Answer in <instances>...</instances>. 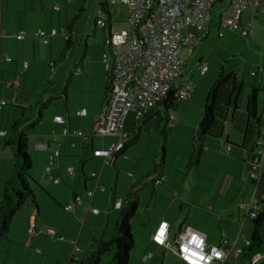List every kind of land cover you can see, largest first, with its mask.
Returning <instances> with one entry per match:
<instances>
[{
  "label": "crops",
  "instance_id": "obj_1",
  "mask_svg": "<svg viewBox=\"0 0 264 264\" xmlns=\"http://www.w3.org/2000/svg\"><path fill=\"white\" fill-rule=\"evenodd\" d=\"M1 1L0 32L4 36L0 38V101L6 100L8 106L0 111V189L14 171L15 153L8 145L12 125L23 116L33 119L39 111L42 117L28 142L33 164L31 185L37 203L27 202L13 218L9 238L0 245V264H71L75 245L80 249V260L73 264H90L98 243L110 240L120 218L121 210L115 209V202H125L130 195L132 199L138 198L140 209H144L139 217L149 238L136 254L139 262L132 258L130 264H167L168 252L151 241L163 220L170 224L172 237L183 228L192 227L204 233L209 244L219 245L226 239L227 248L244 249L243 238L251 240L253 221L243 215L240 206L251 199L254 191L247 163L253 143L246 146V137L236 126L237 119L247 113V105L240 104V109L231 115L222 138H205L200 162L187 165L198 171L195 170L196 192L185 190L189 180L180 172L185 166L177 167L175 156L183 155L190 164L195 152L204 106L186 103L197 95V88L190 101L179 104L175 112L178 121L173 128L159 123L154 114L141 120L130 115L124 128L129 137L126 149L115 154L111 166H104L103 159L94 157V151L108 149L119 141L118 137L96 135L110 99L109 76L102 63L105 43L112 32H118L109 6L108 14L103 12L105 5H102L96 16L95 8L87 12L72 0ZM228 4L229 0H221L211 11L209 33L204 40L209 67L220 70L223 65L222 71L226 70L223 49L231 48L235 56L230 61L229 72L235 73L248 97L251 85L260 89L258 113L261 114L264 112V0H251L249 10L242 17L241 26L249 31L248 38L230 31L219 37L221 12ZM214 10H217L215 18ZM100 20L105 22V27L98 25ZM53 29H64L69 39L49 37L45 44L35 36L39 31L49 33ZM212 30L217 34L216 42ZM20 33H26V39L19 40L16 36ZM215 58L218 63L213 62ZM77 69L82 72L77 74ZM203 77L199 104L204 89L217 78L215 71L210 74V70ZM189 80L193 81V75ZM82 110H87L86 117L77 115ZM56 117H63L66 123H55ZM64 130H68L67 135ZM55 151L60 152V159L49 173L47 168ZM162 163L165 166L157 169L162 171L160 177L155 169ZM204 167L208 169L204 171ZM69 168L73 169L74 178L68 173ZM94 173L98 180L91 178ZM138 181L142 184L136 185ZM157 181L162 183L156 184ZM90 192H94L92 200L87 197ZM78 197L82 204L75 201ZM170 201L174 202L170 204ZM153 202L155 205L151 206ZM189 202L201 213L193 214L191 208L185 211L184 205ZM89 203L101 213L88 212ZM67 206H71L69 212L65 210ZM32 226L37 231L34 237L29 232ZM51 228L56 231L55 237L47 233ZM150 253L153 259L143 263ZM113 254L114 251L111 257ZM170 260V264H183L171 254ZM239 260L232 254L223 264H245ZM100 264L112 263L103 257Z\"/></svg>",
  "mask_w": 264,
  "mask_h": 264
},
{
  "label": "built area",
  "instance_id": "obj_2",
  "mask_svg": "<svg viewBox=\"0 0 264 264\" xmlns=\"http://www.w3.org/2000/svg\"><path fill=\"white\" fill-rule=\"evenodd\" d=\"M221 0H108L111 4H120L127 8L128 28L120 32H112L105 43L106 51L103 54L102 63L109 76L110 99L105 114L101 120L97 136L118 137L119 141L105 150L94 151L95 158H101L104 166H111L115 161V154L122 151L129 141L124 132L125 123L130 115L137 120L147 116L159 104H161L171 91L176 92L179 102L190 101L195 92L196 85L192 81L177 84L183 78L186 62L181 57L184 49L193 52L203 39L208 36L211 11ZM251 0H229L228 6L221 12V24L219 37L223 38L225 32H236L247 38L249 31L243 29L241 20L244 13L249 10ZM59 11L60 7H55ZM3 14V5L0 0V24ZM98 25L105 27V22L100 20ZM4 33L0 32V38ZM36 38L40 42L48 44L49 37L63 36L67 40L69 36L63 29H53L47 33L39 31ZM19 40L27 37L26 33L16 36ZM52 72H55L54 64ZM28 67V63H25ZM202 75L209 71V65L202 63L200 66ZM82 72L77 69V74ZM256 73H253L255 76ZM6 100L0 101V111L7 106ZM80 117L88 115L87 110L77 113ZM262 115L263 127L253 143L252 156L248 159L249 179L254 187L251 199L240 206V210L247 218L255 220L262 211L261 182L264 176V113ZM178 118L175 112L169 116L168 127L173 128ZM54 122L64 125L63 117H56ZM68 130H64V135ZM80 136L84 134L79 133ZM60 159V152L55 151L50 158V166L47 171L56 166ZM68 173L74 178L72 168ZM92 179H99L97 174H92ZM53 178L51 177V180ZM58 183V180L54 181ZM157 181L156 184H161ZM97 189L98 183H97ZM104 191L103 188H101ZM92 200L94 192L87 194ZM82 204L80 197L75 200ZM123 201L115 202L114 207L120 210ZM71 210V206L65 208ZM88 212L99 215L101 210L88 204ZM31 237L37 234L34 226L29 230ZM51 237L56 236L54 229L47 231ZM245 248H227L228 241L224 239L221 244H209L207 236L192 228H183L172 237L170 224L161 221L151 237L152 243L176 256L183 264H223L230 255L236 260L251 246V241L243 238ZM41 253L40 250H37ZM80 249L75 245L72 260L79 262ZM153 258V254L143 259L146 263ZM262 258L261 253L253 256L246 264H258ZM73 264V263H71Z\"/></svg>",
  "mask_w": 264,
  "mask_h": 264
},
{
  "label": "trees",
  "instance_id": "obj_3",
  "mask_svg": "<svg viewBox=\"0 0 264 264\" xmlns=\"http://www.w3.org/2000/svg\"><path fill=\"white\" fill-rule=\"evenodd\" d=\"M107 7L108 5L103 7L102 10L104 13H107ZM206 38L203 40H206ZM250 87L251 94L248 99L247 113L242 114L237 119L236 126V130L246 137V146L250 145L251 142L254 143L260 134L263 127L261 114L264 113H258L260 89L255 85H251ZM175 94L176 92L174 90L171 91L167 98L149 113L150 115L154 114L158 117L159 123L161 121L168 125L170 114L176 112L181 103ZM243 95L244 87L239 83L235 73L226 72V70L221 71L217 80L212 85L203 107L204 115L197 131L198 138L195 141V152L190 158L189 166L200 162L201 151L204 147L203 141L206 137L222 138L224 136L231 115H234L240 109V102ZM37 116L33 119L26 116L21 117L12 125L9 132L8 145L14 150L15 164L11 177L4 182L2 189H0V245L3 241L8 240L11 223L15 215L27 202L30 201L34 205L37 203L36 195L31 185L33 180L31 177L33 164L28 152L29 137L34 131L39 119H41L42 111H39ZM243 117H247L249 120L243 122ZM126 147L127 144L120 153ZM251 150H253V145ZM164 166L165 164L163 163L156 166L155 173H158L160 177L163 176L162 171L158 172L157 169H162ZM139 184H142V182L140 183L138 181L136 185ZM260 191L261 205H263V208L259 217L252 220L253 232L250 240L251 246L244 251L239 260V262H245V264L256 254H262L264 252V176ZM130 197L123 202V206L120 209V218L116 223L110 240L98 243L97 250L91 254L90 264H100L101 259L113 249H116V252L112 264H130L132 259L131 252L135 246L131 222L141 208L140 203H138V198L134 197L135 199H132ZM71 263L78 262L72 260Z\"/></svg>",
  "mask_w": 264,
  "mask_h": 264
},
{
  "label": "rangeland",
  "instance_id": "obj_4",
  "mask_svg": "<svg viewBox=\"0 0 264 264\" xmlns=\"http://www.w3.org/2000/svg\"><path fill=\"white\" fill-rule=\"evenodd\" d=\"M74 2V4H76V6H79L80 8L82 7H85V9L87 10V12H91L94 8H95V14L96 16H99L100 14V10H101V6L102 5H106V3H108V0H72ZM217 6V5H216ZM216 7H214L213 9H215ZM109 11L111 13V15L114 17V27H116V30L118 32L122 31V30H125L128 28V25L125 24L126 23V19L128 18V10L125 6L123 5H120V4H111L109 5ZM99 13V14H98ZM216 13H217V10H214L213 11V14H212V17L215 18L216 16ZM214 33H215V41H217V34L215 32V30H212ZM204 40L201 41L200 45L193 51L191 52L190 49H184L182 52H181V57L182 59L186 62V67H185V70H184V77L179 79L177 84L180 85L182 83H186L188 81H192V80H189L190 76L193 75V83H195V85L197 86V95L195 96L194 95V98L193 100H191L190 102H187L186 104H192V105H197V106H200V107H203L205 102H206V99H207V95L212 87V83L215 82L218 78V75L219 73L222 71L223 69V65L221 66L220 70H214L213 68H210L209 67V70H210V74H213V72L215 71V74L217 76V78L215 77L213 82L210 84V86L207 88L204 89V92L202 94V104H199L198 103V94L201 90V88H203V84H204V77L200 71V66H201V62L202 63H207L209 65V62H208V54H207V51L205 50V44H204ZM202 49V51H201ZM213 50V49H212ZM224 51V54L226 55V62L224 63L225 64V69H226V72H229V68H230V65H231V62L232 59H234V54L232 53L231 51V48H226V49H223ZM221 52V51H220ZM238 56V55H236ZM211 60L213 59L212 57L210 58ZM220 60V59H219ZM229 60V61H228ZM213 62H217L218 63V60H216V58L213 60ZM229 62V63H228ZM207 80V79H206ZM196 90V89H195ZM246 93V95H245ZM244 93V95L242 96V99H241V102L240 104H245V105H248V92L246 90V92ZM262 99V98H261ZM260 99V104H259V108L261 109V105H262V100ZM247 108V106H246ZM204 111V110H203ZM177 115V114H176ZM194 135V134H193ZM236 135H238V133H236ZM177 158V162H176V166L177 167H181V165H183V168L185 166V170L183 171H180L177 167H173L176 171H180L183 176L189 180L188 183L185 184V190L189 191L191 190L192 193L193 192H196V185H195V181H197V173L195 172V170H193V168L189 169L187 167V165H189V160L188 158H184L183 155H176L175 156ZM204 171L206 169H208V167H204L202 168ZM197 171V170H196ZM198 172V171H197ZM217 186H219V182L217 184ZM225 187H228V186H225ZM225 187H224V190H225ZM220 190V189H219ZM200 191V189H199ZM201 191H204V190H201ZM205 193H208L209 194V191H204ZM173 197V196H172ZM264 199V197H263ZM30 202V201H29ZM174 201H170V204H172ZM151 206H154L155 203H150ZM172 206V205H170ZM175 207V205H174ZM185 207V211L189 210V208H191V213L193 214H196V213H201V210L196 207V206H193L190 204L189 202V205H184ZM171 208V207H169ZM143 207L142 209H140V213L138 212L137 216L133 219V221L131 222V227H132V231H133V238H134V241H135V246L131 252V257L133 258V260L135 261H138L139 262V258L136 257V254L139 253V249L141 248V246L143 245V242H148L149 238L147 236V233L145 232L146 229H144L143 225H144V221L139 217L142 214L143 212ZM171 210V209H169ZM145 223L147 224L146 226H149L148 224V221L145 219ZM145 226V228H146ZM113 233V232H112ZM114 251V254L113 256L111 257V252ZM112 251H110L109 253H107L105 256H104V259L106 261H109L111 263H113V258L115 256V252H116V249H113ZM168 256L167 258L169 260H167V264H170L171 263V260H170V254L172 256H174L172 253L168 252ZM262 258L260 259L259 263L258 264H263V261H264V252H262Z\"/></svg>",
  "mask_w": 264,
  "mask_h": 264
}]
</instances>
